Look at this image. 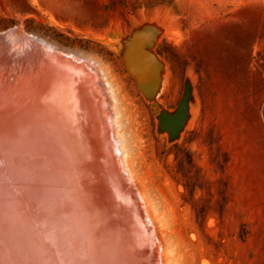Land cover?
Returning <instances> with one entry per match:
<instances>
[{"label": "rangeland", "instance_id": "rangeland-1", "mask_svg": "<svg viewBox=\"0 0 264 264\" xmlns=\"http://www.w3.org/2000/svg\"><path fill=\"white\" fill-rule=\"evenodd\" d=\"M10 27L110 69L172 264H264V0H0V31ZM149 28L165 73L154 100L126 65ZM187 88L188 122L172 139L155 109L174 112Z\"/></svg>", "mask_w": 264, "mask_h": 264}, {"label": "bare ground", "instance_id": "bare-ground-1", "mask_svg": "<svg viewBox=\"0 0 264 264\" xmlns=\"http://www.w3.org/2000/svg\"><path fill=\"white\" fill-rule=\"evenodd\" d=\"M24 28L0 31V264H172L110 69Z\"/></svg>", "mask_w": 264, "mask_h": 264}, {"label": "water", "instance_id": "water-1", "mask_svg": "<svg viewBox=\"0 0 264 264\" xmlns=\"http://www.w3.org/2000/svg\"><path fill=\"white\" fill-rule=\"evenodd\" d=\"M150 29L151 28L146 29L134 37L127 55L126 65L129 72L135 77L140 90L149 99L154 100L161 84L162 64L157 55L152 51L154 33L151 32L150 34L152 36L150 42H143L142 40L144 34L151 31ZM130 60H135L136 62L133 70L128 63ZM155 75L158 76L151 81V78H154ZM190 101L191 89L187 88L182 100L174 112H168L166 110L160 111L157 108L155 109V112L159 114L161 129L167 131L172 139L178 138L186 125L189 117ZM153 106L156 107V103H153Z\"/></svg>", "mask_w": 264, "mask_h": 264}]
</instances>
